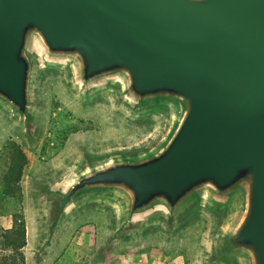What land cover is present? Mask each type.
Instances as JSON below:
<instances>
[{"label": "water", "instance_id": "obj_1", "mask_svg": "<svg viewBox=\"0 0 264 264\" xmlns=\"http://www.w3.org/2000/svg\"><path fill=\"white\" fill-rule=\"evenodd\" d=\"M48 75L152 128L45 184L35 264L93 206L111 240L201 218L203 264H264V0H0V117L26 140Z\"/></svg>", "mask_w": 264, "mask_h": 264}, {"label": "rangeland", "instance_id": "obj_2", "mask_svg": "<svg viewBox=\"0 0 264 264\" xmlns=\"http://www.w3.org/2000/svg\"><path fill=\"white\" fill-rule=\"evenodd\" d=\"M41 113L36 135L26 140L0 117V249L2 235L12 227V215L23 213L26 222V264L43 238L41 193L47 182L63 171L83 149L124 146L142 139L152 123H132L113 112L104 101L89 106L77 103L58 75H48L41 90ZM17 144L28 164L20 183L21 198L3 195L2 176L8 164V143ZM114 217L103 207H89L66 224L59 243L40 264H203L205 222L193 220L178 233L159 230L142 236L111 240Z\"/></svg>", "mask_w": 264, "mask_h": 264}, {"label": "trees", "instance_id": "obj_3", "mask_svg": "<svg viewBox=\"0 0 264 264\" xmlns=\"http://www.w3.org/2000/svg\"><path fill=\"white\" fill-rule=\"evenodd\" d=\"M8 164L2 176L4 184L3 195L6 198L20 199L24 170L28 159L22 149L15 143H8ZM26 247V222L23 213L12 215V227L2 235L0 249V264H26L23 249Z\"/></svg>", "mask_w": 264, "mask_h": 264}]
</instances>
